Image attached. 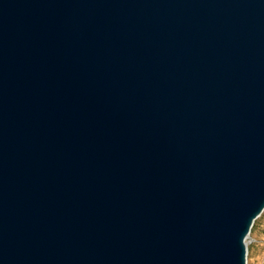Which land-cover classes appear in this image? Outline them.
<instances>
[{"label":"water","instance_id":"1","mask_svg":"<svg viewBox=\"0 0 264 264\" xmlns=\"http://www.w3.org/2000/svg\"><path fill=\"white\" fill-rule=\"evenodd\" d=\"M264 211V0H0V264H247Z\"/></svg>","mask_w":264,"mask_h":264},{"label":"rangeland","instance_id":"2","mask_svg":"<svg viewBox=\"0 0 264 264\" xmlns=\"http://www.w3.org/2000/svg\"><path fill=\"white\" fill-rule=\"evenodd\" d=\"M247 264H264V211L259 216L246 239Z\"/></svg>","mask_w":264,"mask_h":264},{"label":"bare ground","instance_id":"3","mask_svg":"<svg viewBox=\"0 0 264 264\" xmlns=\"http://www.w3.org/2000/svg\"><path fill=\"white\" fill-rule=\"evenodd\" d=\"M262 213H263V212H262ZM262 213H261V214H262ZM260 216H261V215H260Z\"/></svg>","mask_w":264,"mask_h":264}]
</instances>
